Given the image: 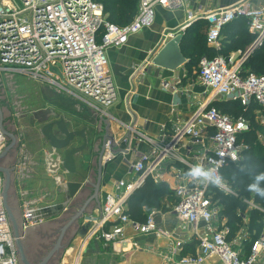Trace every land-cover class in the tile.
I'll return each mask as SVG.
<instances>
[{
    "label": "built area",
    "instance_id": "2783aa9c",
    "mask_svg": "<svg viewBox=\"0 0 264 264\" xmlns=\"http://www.w3.org/2000/svg\"><path fill=\"white\" fill-rule=\"evenodd\" d=\"M186 2L189 0H139L133 20L120 26L107 20L100 0H0V73L23 74L49 84L105 116L117 99L108 48L121 47L131 35L152 26L158 6L175 9L189 6ZM200 18L208 24V46L217 51L223 48V29L240 19L246 20L255 39L244 50L201 58L199 78L208 95L203 101L196 98L192 102L191 117L174 122L168 134L156 138L133 124L128 125L130 137L123 136L119 154H135L129 161L132 177L119 179L107 194L99 221L92 223L94 232L107 244H126L132 238L125 236L129 227L137 235L155 233L169 238L172 244V233L159 226L155 209L144 222L131 218L128 213L131 195L145 180L150 177L155 182H163L171 168L176 180L170 187L175 198L171 211L178 222L192 227L198 242L195 251L187 254L170 247L167 263L203 264L216 257L222 264H264V229L246 253L242 243L247 240V231L244 229L234 239H228L230 228L221 222L219 207L211 192L212 187L223 192L229 190L222 169L230 162L239 163L243 159L248 145L241 136L252 128L245 116L224 113L215 102L236 101L245 108L255 103L260 122L264 123V72L244 73L242 68L252 46L259 41L260 45L264 43V0H238L212 9L197 3L187 12L182 29ZM146 66L135 67L134 75L144 72ZM163 87L173 86L165 82ZM3 120L0 105V153L8 150ZM132 136L136 142L147 143L148 149L138 150L132 145ZM51 153L47 170L60 173L61 160H54ZM117 155L108 152L103 162ZM197 163L213 169L222 177V183L216 186L188 177L187 171ZM57 182H60L59 176ZM4 187L5 178L0 172V264H21ZM42 222L33 208L27 207L22 214L23 229Z\"/></svg>",
    "mask_w": 264,
    "mask_h": 264
},
{
    "label": "crops",
    "instance_id": "0c3cea01",
    "mask_svg": "<svg viewBox=\"0 0 264 264\" xmlns=\"http://www.w3.org/2000/svg\"><path fill=\"white\" fill-rule=\"evenodd\" d=\"M236 1L238 0H219V2L212 0H189L190 4L186 2L189 6H182L175 9H166L158 6L152 26L131 35L127 43L121 47L108 48L107 56L109 59V69L117 88V99L113 105L108 107V111L112 115H108L109 118L100 114L90 105L75 99L67 93L55 89L54 92H57L56 94L59 95V100H56V98L53 100L52 98L45 99L47 103L45 108L51 106L58 111L64 116L71 129L86 128V133L89 139L87 148L76 156L79 175L66 174V179L80 181L83 180L80 175L82 174V176H86L87 180L91 181L93 184L97 183L99 179L101 182L100 202L92 200L88 204L85 215L77 223L73 224L66 230L63 241L72 238L77 232L78 227L83 223L87 221H90L91 223L99 221L100 211L105 204L106 196L109 192L113 191L115 183L119 179H131L132 177V173L129 170V161L135 157V154L130 153L122 155L119 154V152L117 153L118 155L116 158H113L105 164L103 162L102 175H99V150L96 147L97 139L105 134V129L107 128L105 127L106 125L102 123V121H104L102 118L111 121V133L115 135L117 140H120L123 136H126V134L129 133L127 128L130 124L135 125L144 133L157 138L164 133L168 134L174 122L186 121L189 119L194 112V105H192V102H194L196 98L203 101L208 95V92L205 91V88L202 85L199 74L196 79L193 77L197 72L195 67L190 68L185 64L176 70H166L152 66L148 71L144 70V74L138 73L134 75L133 66L137 65L142 68L147 65L146 67H148L149 63L147 64V62L150 55L158 51L163 43L170 39L173 31L182 30V27L186 24L187 12L192 10L195 4L201 3L204 4L207 9H212L218 4L230 5ZM194 23L196 24L197 21ZM223 42L224 41H222V44ZM187 61L189 62L190 60L187 58ZM165 82L170 83L173 87L168 89L164 88L163 85ZM51 91L53 92V90ZM63 100L66 102L65 105L62 104ZM257 115L258 117L256 116V119L257 121H260L259 114ZM40 127H42V123ZM40 136L42 137L43 145L42 176L37 171L35 174L26 171L27 175H23L28 181L23 185L19 184L17 187L14 185L17 190L15 192L19 207L15 205L16 210L14 211L13 216L18 223L22 248L31 264H33L31 260H33L40 252V250L34 246L33 240L35 237L32 238L35 230H42L43 250V246L52 238V236L56 235L58 232V237L60 236L62 228L59 229L57 225L64 224L65 226L70 218L77 212V209L88 199V195H91L93 192L89 191V194L83 195L72 207H62L68 200L67 194L62 191L61 182H57V177L60 173H50L47 170V158L52 150L50 149L47 139L43 137L41 133ZM132 139V145H136L138 150L145 151L148 149L147 143L136 142L133 136ZM81 142L82 138L77 137L74 144L79 145ZM196 149H199V147H196ZM108 152L109 151H107V153ZM28 153L36 155L39 151H28L26 148H23V152L21 153L17 150L11 152L6 150L0 153V168L6 167L4 165L7 164L4 163L8 159L13 161L11 167H14L19 160V154L21 157L20 161L23 162L22 165L24 163L26 164V161H30ZM31 154L30 156L33 157ZM13 169H16V171L13 170V179H15V173H18V170L20 169L19 167ZM163 182H166L169 187H172V185L175 184L176 180L171 168L165 173ZM23 193L30 195L34 200H31L24 206L21 205V195ZM164 199L165 198L162 200ZM174 202L175 199L172 198L171 204L166 203V205L173 206ZM27 207L33 208L34 213L38 217H41L43 222L38 225L30 226L27 229H23L22 214ZM170 217L172 219L174 218L178 223V219L173 214V211H158L156 214V220L161 228H163V225L168 224ZM221 222L227 225V220L225 218L221 219ZM244 227L245 226H243L237 234L242 233L241 231L244 230ZM245 228L247 230L246 234L248 240L250 239L251 234L247 227ZM94 229L95 225L92 224L89 229L88 238L85 240H79L74 243L75 245H71L72 250L75 249L81 253L84 262L83 264H166V255L171 251L168 250L167 252L169 253L164 252V245L171 246V248L176 247L178 249L177 252L182 250V253L183 249L192 242V238L196 241L195 247H193L194 250L196 249L198 242L197 238L194 236L192 227V233L188 236L183 233H177L176 230H173L172 226L168 227L167 231L172 233L173 237L172 244L170 242L167 243L164 237H159L155 233L137 235L129 227L125 230V236L132 237L131 241H128L126 244H107L104 240L97 237ZM178 239L182 241L178 242ZM247 240L242 243L245 252H247L245 248V242ZM17 248L20 262L21 264H24L21 260L19 247ZM193 248L188 250V252L193 250ZM51 249L49 251H51ZM48 252L46 254H48ZM66 253L62 256V261H67L70 256ZM203 264L222 263L218 259L212 260L209 258Z\"/></svg>",
    "mask_w": 264,
    "mask_h": 264
},
{
    "label": "trees",
    "instance_id": "16d2710c",
    "mask_svg": "<svg viewBox=\"0 0 264 264\" xmlns=\"http://www.w3.org/2000/svg\"><path fill=\"white\" fill-rule=\"evenodd\" d=\"M105 7L107 20L111 23L124 26L129 24L138 12L139 0H100ZM202 27H199V26ZM208 24L206 20L200 19L193 23L187 30L182 40L181 47L185 56L190 60L187 65L192 68L198 66L203 56L214 57L218 54L229 55L239 49L244 50L255 39V36L249 32L246 20L240 19L230 23L222 31L224 36L223 48L220 51L215 50L207 44ZM264 43L258 49L252 52L242 68L247 72H264ZM215 105L224 113L234 117L245 116L251 121L252 128L244 133L241 139H244L250 147L243 152V159L239 163L230 162L222 169V177L227 175L229 182L238 190V194H229L212 187L213 199L221 205L220 219L227 220V226L230 228L228 239L232 240L237 232L243 227H247L251 237L245 242L246 253H249L256 239L260 236L264 226V198L258 194H252L247 190V185L252 182V177L261 171H264V145L258 139L260 132L264 134V123L257 121V105L252 103L245 108L236 101H217ZM262 135V134H261ZM263 137V135H262ZM264 187V182L261 183ZM170 193L174 198L173 191L166 182H155L152 178L145 180L128 201V213L131 218L144 222L147 215L155 207H160L162 199ZM173 195V196H172ZM175 199V198H174ZM252 202L253 205H250ZM172 205H164L165 211H171ZM145 209H150L148 212ZM196 241H192L182 254L194 252ZM188 252V250L192 249Z\"/></svg>",
    "mask_w": 264,
    "mask_h": 264
},
{
    "label": "rangeland",
    "instance_id": "374dc122",
    "mask_svg": "<svg viewBox=\"0 0 264 264\" xmlns=\"http://www.w3.org/2000/svg\"><path fill=\"white\" fill-rule=\"evenodd\" d=\"M212 1L219 2V0H212ZM199 27H202V26L200 25ZM261 65H263V68H264V62ZM152 66L154 65L149 64L148 67H146L145 71H148V69ZM135 67H137V65H134L133 69ZM195 68L197 72L196 74L193 75V77L196 79L199 74V69H198V66H195ZM145 71L142 73L144 74ZM50 89L53 90V92ZM54 89L57 90L55 87H52L46 83H41L39 81H36L27 75H23V74L22 75L21 74L10 75V74H5V73H0V105L2 108V117L4 119L3 121H4L6 134H7L6 146L8 147V151L17 150L19 153H21L23 152V148L24 149L26 148L28 151H32V150L39 151V153H37L36 155H32L30 153L33 157H31L30 154L28 153L30 161L29 162L26 161V164L24 163L23 165H22L23 162L20 161L21 157L19 154V157H18L19 160L18 161L16 160L17 164H15L16 162L14 163L15 164L14 168L19 167L20 170H18V173H15V177H14L15 179H13L14 171L10 172L12 176V180H10V184L8 188V194H9L8 204L10 206V210L12 214L16 210L15 205L19 207V203L16 197V192H15L17 190L15 187H17L19 184L23 185L25 182L28 181V179L24 177V175L25 176L27 175L26 171L31 174H35L37 171L42 176V146L43 145H42V137L40 136L41 132H39V129L41 128L40 127L41 123L38 122L34 118V115H35V112L46 107V104H47L45 101L46 98L47 99L52 98V100L56 98V100H59L58 99L59 95L56 94L57 92L56 93L54 92L55 91ZM62 104L64 105L66 104L65 100L62 101ZM255 115L258 117L257 113H255ZM260 133L263 135V137H259L258 139L264 145V134L262 132ZM243 138H244L242 139L243 142L247 144L248 147H250L249 144L245 141V137ZM45 146H46V143H45ZM4 164H7V165H4L6 166L5 168L12 169L13 167V166L11 167V165L13 164V161L10 159L6 160ZM3 176L5 178V175ZM226 177L227 175H224L223 179L227 183L229 190L226 191L225 193L234 194V195L238 194V190H236L233 187V184L229 182V180ZM21 196H22L21 205L23 206L26 203H29L31 200H34L32 199L30 195H27L25 193H23ZM164 198L165 199L162 200V204L160 205V207H155L153 209H155L156 211L158 210L160 212H170L168 210L165 211V209H163V204L164 205H166V203L171 204L172 202V197L170 193H168ZM249 203L250 205H253L252 202H249ZM149 210L150 209H146L147 212ZM220 211H221V205L219 204V212ZM63 226L64 224L57 225L59 229H61ZM170 226H172L173 230H176L177 233L179 234L183 233L184 235L188 236L189 234L192 233V229L189 225L182 224L180 222L177 223V221H175L174 218L172 219L171 217L169 218L168 224L163 225V229L167 230V228ZM244 229L246 230L245 227ZM33 235L34 236H32V238L35 237L33 240L34 246L35 248L39 249L40 252L31 261L33 264H38L47 255L46 253L52 248V245L58 239L59 232L56 235L52 236V238L48 240V242L45 243V245L43 246V250H42V230L40 231L35 230ZM164 239H166L167 243L170 241L169 238L164 237ZM69 240L65 239L63 243H67ZM180 241L182 240L178 239V242ZM192 241H195V239L192 238ZM74 243L75 242L69 243L70 246L69 245L68 246L70 248L67 246V248L64 247L63 249H60L58 253L55 254V256L52 257L51 260H49L46 264H77V261H78V264H81V263L83 264L84 262L82 260L81 253H79L78 250L71 249V245ZM170 247L168 245L167 246L164 245L163 247L164 252H167L168 250H170ZM65 253L70 256L68 257L67 261L65 260L62 261V256ZM211 259L217 260L216 257H213ZM166 264H168L167 261H166Z\"/></svg>",
    "mask_w": 264,
    "mask_h": 264
},
{
    "label": "water",
    "instance_id": "95a60500",
    "mask_svg": "<svg viewBox=\"0 0 264 264\" xmlns=\"http://www.w3.org/2000/svg\"><path fill=\"white\" fill-rule=\"evenodd\" d=\"M203 19V18H200ZM196 19L191 23H188L184 29L179 31H171L170 39L166 40L163 45L160 47L158 51L152 53L149 57L148 62L150 64L166 69V70H176L182 65L187 64V57L182 51L181 43L184 39L186 30L196 21L200 20ZM260 42H256L252 48L250 49L249 54L254 52L260 46ZM39 112H42V119H39V122L42 123V127L40 129L41 134L48 141V144L51 148V156L54 160H61V172L59 174L61 189L67 194V202L62 206L63 208L67 206L75 205V202L78 201L83 195L89 194V191L92 192L91 195H88V199L83 203V205L77 209V212L70 218L67 224L62 227L60 236L53 244L51 251L40 261L38 264H46L52 255L58 252L60 249L64 247L67 248L69 243L77 242L79 240H85L89 236V229L92 226L90 221H87L80 225L77 229V232L73 235V237L67 242L63 243V238L66 233V230L71 227L73 224L77 223L84 215L86 211V207L92 200H97L100 202V191H101V182L100 179L97 183L93 184L91 181L87 180L86 176H82L83 180H67L66 174H77L79 175V171L77 168L76 156L83 152L88 146V136L86 133V128L81 129H71L64 116H62L58 111H56L53 107L43 108L40 111L35 112V115ZM44 114V115H43ZM108 115H111L110 112L105 115L106 118H109ZM112 116V115H111ZM106 118H102V123H104L107 127L105 129V134L102 137L97 139V148L99 150L98 154V167L99 175L102 174V167L104 156L109 151L111 154H117L121 147L123 138L117 140L115 135L111 133V121H108ZM77 137L82 138L83 143L80 145H75L74 141ZM126 137H130V133L126 134ZM105 164V163H104ZM11 169L0 168V172L5 173V187H4V197L6 207L10 216V219L13 224V229L16 237V244L19 247L21 260L24 264H31L28 260L27 256L24 253V250L21 245V235L18 227V223L14 218L10 206L8 204V188L10 184V180H12Z\"/></svg>",
    "mask_w": 264,
    "mask_h": 264
},
{
    "label": "clouds",
    "instance_id": "9594fccd",
    "mask_svg": "<svg viewBox=\"0 0 264 264\" xmlns=\"http://www.w3.org/2000/svg\"><path fill=\"white\" fill-rule=\"evenodd\" d=\"M186 175L193 180L210 182L216 186L222 183V177L219 174L213 169L206 168L199 163L193 165ZM262 182H264V171L258 172L252 177V182L247 185V190L252 194H258L264 198V187H261Z\"/></svg>",
    "mask_w": 264,
    "mask_h": 264
},
{
    "label": "flooded vegetation",
    "instance_id": "af4514ba",
    "mask_svg": "<svg viewBox=\"0 0 264 264\" xmlns=\"http://www.w3.org/2000/svg\"><path fill=\"white\" fill-rule=\"evenodd\" d=\"M41 110H42V109H41ZM39 111H40V110H39ZM43 115H44V114H43ZM34 118L39 122V119H42V112H39L38 114L34 115ZM88 142H89V139H88ZM82 143H83V140H82V142H81L80 144H82ZM80 144H79V145H80ZM86 148H87V147H86ZM8 152H9V151H8ZM10 152H11V151H10ZM13 168H14V167H12V169H11L12 171L14 170ZM15 168H16V167H15ZM6 169H7V168H6ZM14 171H16V169H15ZM2 174L5 175L4 172H2ZM57 253H58V252H56L55 254H57ZM55 254L52 255V257H54ZM52 257H51V258H52ZM51 258H50V260H51Z\"/></svg>",
    "mask_w": 264,
    "mask_h": 264
},
{
    "label": "bare ground",
    "instance_id": "6f19581e",
    "mask_svg": "<svg viewBox=\"0 0 264 264\" xmlns=\"http://www.w3.org/2000/svg\"><path fill=\"white\" fill-rule=\"evenodd\" d=\"M77 257V256H76ZM76 263V262H75ZM77 264H78V261H77Z\"/></svg>",
    "mask_w": 264,
    "mask_h": 264
}]
</instances>
